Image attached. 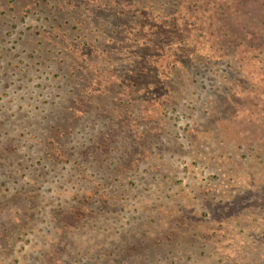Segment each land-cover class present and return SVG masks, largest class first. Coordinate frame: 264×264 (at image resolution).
<instances>
[{
  "label": "rangeland",
  "instance_id": "rangeland-1",
  "mask_svg": "<svg viewBox=\"0 0 264 264\" xmlns=\"http://www.w3.org/2000/svg\"><path fill=\"white\" fill-rule=\"evenodd\" d=\"M0 264H264V0H0Z\"/></svg>",
  "mask_w": 264,
  "mask_h": 264
}]
</instances>
